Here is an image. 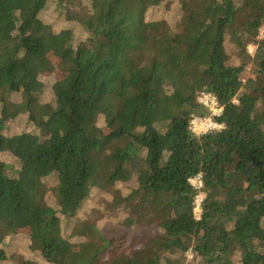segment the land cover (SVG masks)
<instances>
[{
    "label": "trees",
    "instance_id": "trees-1",
    "mask_svg": "<svg viewBox=\"0 0 264 264\" xmlns=\"http://www.w3.org/2000/svg\"><path fill=\"white\" fill-rule=\"evenodd\" d=\"M148 1L0 0V264H264V0Z\"/></svg>",
    "mask_w": 264,
    "mask_h": 264
},
{
    "label": "rangeland",
    "instance_id": "rangeland-1",
    "mask_svg": "<svg viewBox=\"0 0 264 264\" xmlns=\"http://www.w3.org/2000/svg\"><path fill=\"white\" fill-rule=\"evenodd\" d=\"M134 6V9L136 10V14L139 17H145L149 12H150V6H149V1L148 0H129ZM157 21V20H156ZM161 24L156 23V22H149L146 26V32L153 33V34H159L161 32ZM260 37L264 36V27L260 29ZM249 51L251 53H254L255 45L250 44L249 46ZM174 57H172L173 60ZM162 111H165L166 108L165 106H161L160 108ZM264 127V125H263ZM164 146V145H163ZM162 146V147H163ZM12 149L16 153H20L24 160L25 163L28 164L30 167H32L34 170L44 172L45 168L40 165L39 161L36 158L35 154V148L29 143V140L26 137H17V138H12L9 140H0V151H4L5 149ZM95 175L98 174L97 171H94ZM48 177V176H47ZM45 177L44 178V183L45 185H48L49 183V178ZM142 178L140 176H135L132 178V180L128 181L126 184L132 187H136L139 183H141ZM14 189L17 190H22L21 185L17 184L14 186ZM99 190L93 191L88 200L89 202L94 200L95 195L99 194ZM33 197L28 195V191L24 190L23 191V201L27 204H34L30 199ZM16 225H13L14 227ZM71 236V235H70ZM16 246L18 244H15ZM110 252V251H109ZM109 252H106L100 257V260L103 262L105 261L107 264H120L117 259V254L113 253L110 254ZM193 258V253L191 251L188 252V260H191Z\"/></svg>",
    "mask_w": 264,
    "mask_h": 264
},
{
    "label": "built area",
    "instance_id": "built-area-1",
    "mask_svg": "<svg viewBox=\"0 0 264 264\" xmlns=\"http://www.w3.org/2000/svg\"><path fill=\"white\" fill-rule=\"evenodd\" d=\"M198 101L202 103L207 109L211 112L210 114L217 115L216 112L218 110H222V106L217 101L215 95L208 91H202L198 95ZM221 112V111H220ZM210 114L208 116H193L190 120V128L196 134L207 133L213 130H217L212 128V124L222 125L220 122L214 120ZM204 129H207L206 131ZM191 183L196 189V195L193 202V210L196 218L200 217L202 208H201V201L202 196L199 192V188L202 185V181L200 175H196L191 178Z\"/></svg>",
    "mask_w": 264,
    "mask_h": 264
},
{
    "label": "clouds",
    "instance_id": "clouds-1",
    "mask_svg": "<svg viewBox=\"0 0 264 264\" xmlns=\"http://www.w3.org/2000/svg\"><path fill=\"white\" fill-rule=\"evenodd\" d=\"M220 111H222V110H218V111L216 112V114L219 115V114H220ZM211 127H212V128H215V129H217V130H219V129H222L224 126H223V125L212 124ZM204 130L206 131L207 129H204Z\"/></svg>",
    "mask_w": 264,
    "mask_h": 264
}]
</instances>
